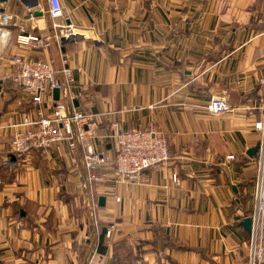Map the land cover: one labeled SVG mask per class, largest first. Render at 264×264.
I'll return each instance as SVG.
<instances>
[{
  "label": "crops",
  "instance_id": "1",
  "mask_svg": "<svg viewBox=\"0 0 264 264\" xmlns=\"http://www.w3.org/2000/svg\"><path fill=\"white\" fill-rule=\"evenodd\" d=\"M60 4L52 19L48 0L0 1V264H247L240 221L252 208L256 164L247 152L264 110V0ZM67 25L72 36L52 37ZM15 55L49 63L58 80L71 70L72 103L96 114L90 142L103 155L116 149L113 122L167 139L168 160L133 183L99 171L97 224L80 183L85 169L72 164L81 147L10 150V125L37 110L12 82ZM223 90L230 110L213 115L206 105Z\"/></svg>",
  "mask_w": 264,
  "mask_h": 264
},
{
  "label": "built area",
  "instance_id": "2",
  "mask_svg": "<svg viewBox=\"0 0 264 264\" xmlns=\"http://www.w3.org/2000/svg\"><path fill=\"white\" fill-rule=\"evenodd\" d=\"M48 12L52 19L62 15L60 0H48ZM57 25L53 24V28ZM70 27L59 28L52 35L53 38H69L72 36ZM27 42L34 41L35 46H47L46 40L27 37ZM11 62L16 66L12 75L13 84L26 96L37 110L32 117L26 114L22 120L10 125L13 130L10 140V150L16 156H22L31 150H47L63 142L67 143L71 150L81 147L82 155L78 159L72 158L74 166L82 165L85 169L84 178L80 183L89 191L86 198L94 223L97 224L96 208L97 199L92 194L94 185L103 183L105 176L102 169L111 168L114 173V181L119 183L131 182L143 170L156 167L169 158L168 143L166 137L155 127L148 129H131L120 132L117 123L111 124V137L114 139L116 149L110 156L94 149L91 139L96 137L98 120L96 114L89 113L74 107L73 97L69 94V86L72 83L71 70L63 67L62 79L56 78L57 71L47 62L41 59L25 58L15 55ZM263 109H264V78ZM59 90L62 100H55L52 96L53 89ZM222 96L211 97L206 105L207 110L213 115L226 113L230 110V104L226 99L227 91H222ZM50 107V112L44 111ZM253 128L259 133L257 141L258 150L253 157L256 169L253 178L252 208L249 213L251 218V231L246 242L247 264H264V110L262 118L256 120ZM235 156L230 154L227 160L233 161ZM172 180L177 181V176L172 175ZM119 201V198H115ZM97 226V225H96ZM113 227L106 229V236L110 235Z\"/></svg>",
  "mask_w": 264,
  "mask_h": 264
},
{
  "label": "water",
  "instance_id": "3",
  "mask_svg": "<svg viewBox=\"0 0 264 264\" xmlns=\"http://www.w3.org/2000/svg\"><path fill=\"white\" fill-rule=\"evenodd\" d=\"M0 1H5V0H0ZM65 39H66V38L61 37V40H62V41H65ZM52 92H53V98H54L55 100L58 99V96H59V90H58L57 88H55V89H53ZM257 150H258V145H256V146L250 148V149L248 150L247 153H248V155H250V156H254V155L256 154ZM11 159H12V162H14V160H15V156H14V155H11ZM104 203H105V197H104V196H99V198H98V204H99L100 206H103ZM240 225L243 227V229H244V230L247 232V234L249 235V234H250V231H251V218H250L249 216H245V217H243V218L241 219V221H240ZM105 231H106V229L104 228V229L102 230V232L105 233Z\"/></svg>",
  "mask_w": 264,
  "mask_h": 264
},
{
  "label": "trees",
  "instance_id": "4",
  "mask_svg": "<svg viewBox=\"0 0 264 264\" xmlns=\"http://www.w3.org/2000/svg\"><path fill=\"white\" fill-rule=\"evenodd\" d=\"M97 251L99 253H104L105 252V246H103V235L102 234L99 237V244H98Z\"/></svg>",
  "mask_w": 264,
  "mask_h": 264
}]
</instances>
